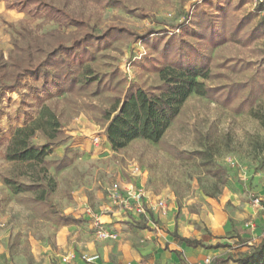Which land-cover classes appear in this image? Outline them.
<instances>
[{
  "label": "rangeland",
  "instance_id": "rangeland-1",
  "mask_svg": "<svg viewBox=\"0 0 264 264\" xmlns=\"http://www.w3.org/2000/svg\"><path fill=\"white\" fill-rule=\"evenodd\" d=\"M46 1L83 25L29 11L19 0H0V71L7 83L24 53L40 60L86 32L125 26L143 38L115 33L105 45L87 44L80 64L77 55L63 53L69 67L21 78L13 91L0 88V175L13 169L4 159L7 139L45 104L65 134L46 159H71L64 168H49L52 190L44 200L35 190L13 194L0 177V264H88L83 255L93 254L80 245L89 244H109L111 261L120 264L123 244L137 242L100 219L108 215L123 224L121 216L137 213L123 202L134 193L142 194L151 215L170 207L213 216L259 212L251 199L264 198V128L252 111L264 108V10L249 0ZM177 63L202 66L208 77L197 80L211 87L209 95L191 93L158 143L137 138L111 150L104 128L116 100L131 86L160 85L159 69ZM161 200L164 207L156 206ZM200 222L194 226L206 233ZM99 229L113 236L99 238ZM68 254L74 258L63 261Z\"/></svg>",
  "mask_w": 264,
  "mask_h": 264
},
{
  "label": "trees",
  "instance_id": "trees-1",
  "mask_svg": "<svg viewBox=\"0 0 264 264\" xmlns=\"http://www.w3.org/2000/svg\"><path fill=\"white\" fill-rule=\"evenodd\" d=\"M19 2L29 11L43 12L65 24L77 28L83 25L79 17L46 0H19ZM257 6L260 11L264 10V5ZM259 24L264 28V17ZM115 33H127L134 39L143 38V34H138L128 27L109 26L100 33L86 32L74 37L69 45L60 42L37 61H34L32 55L26 52L13 63L14 69L9 83L4 81V72L0 71V88L13 91L21 78L46 77L51 73L50 68H56L59 65L69 67L70 62L62 55L63 53L77 55L80 64L82 56L79 53L86 49L87 44L105 45L109 42V37ZM0 66L2 68L3 63L0 62ZM159 75L162 80L160 85L153 89H144L140 86L129 87L108 112L104 134L111 150L118 151L137 138L158 143L191 93L208 96L211 91V87L197 80L198 77H208L207 71L202 66L189 67L182 63L167 65L159 69ZM65 79L70 80L67 76ZM252 115L264 128V108L253 110ZM37 135L44 138L42 143L34 142ZM64 139L65 134L59 116L50 106L42 105L33 119L17 126L7 139L4 159L13 165V169L10 175H0L2 182L13 194L35 190L38 191L37 200H44L46 190L51 185V178L48 176L49 168L54 167L59 170L71 163V159L66 154L57 160L46 159L53 148ZM21 177H25L26 181L21 180ZM49 189L52 190V187ZM60 217L65 221L69 220V217L63 215ZM174 235L189 246L203 245L201 240L181 237L177 233ZM233 261L236 264H264V237L248 253L238 256Z\"/></svg>",
  "mask_w": 264,
  "mask_h": 264
},
{
  "label": "crops",
  "instance_id": "crops-1",
  "mask_svg": "<svg viewBox=\"0 0 264 264\" xmlns=\"http://www.w3.org/2000/svg\"><path fill=\"white\" fill-rule=\"evenodd\" d=\"M257 209L259 212L253 210L252 213L228 216L218 213L219 216H213L212 213H176L170 207L167 212L163 211L165 215L159 209L154 210V215L150 212L129 213L130 216L119 218L123 224L108 215H103L100 220L109 230L120 228L125 237L133 236L137 242L136 247L130 240L123 244L121 249L124 251L117 257L120 264H205L206 257L210 258L208 264H236L234 258L248 253L264 237V211L260 207ZM201 217L203 222L200 223L207 229L206 233L194 226ZM213 217H217L216 220ZM141 221L146 226L141 228ZM174 233L201 240L203 245L189 246ZM80 246L84 253L99 254L94 262L88 264H113L109 244Z\"/></svg>",
  "mask_w": 264,
  "mask_h": 264
},
{
  "label": "built area",
  "instance_id": "built-area-1",
  "mask_svg": "<svg viewBox=\"0 0 264 264\" xmlns=\"http://www.w3.org/2000/svg\"><path fill=\"white\" fill-rule=\"evenodd\" d=\"M251 3H253L255 6L257 5H264V0H249ZM263 12V11H261ZM144 198V197H143ZM142 200V194L141 193H134V194H130L128 195L124 200V206H126V208H128L131 204L133 203L134 206V212H137V214H145V205L144 203H141ZM252 204L255 207H260L263 211H264V198L261 195H255L252 197L251 199ZM156 206L159 207H164L162 200L159 201ZM132 206H130L131 209ZM143 212V213H142ZM98 237L99 238H107V237H112L113 235L110 234L107 231H103L101 229H99L97 231ZM99 256L97 254H93V255H83V258L88 261V262H94ZM74 258V254H68L67 256L63 257V261H68L70 259ZM210 262V258L206 257L204 259V263L208 264Z\"/></svg>",
  "mask_w": 264,
  "mask_h": 264
}]
</instances>
